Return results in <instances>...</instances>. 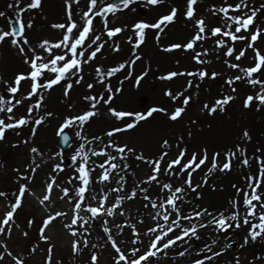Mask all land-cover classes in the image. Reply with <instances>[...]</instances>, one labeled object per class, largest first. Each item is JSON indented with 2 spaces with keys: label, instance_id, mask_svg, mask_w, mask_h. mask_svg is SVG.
Listing matches in <instances>:
<instances>
[{
  "label": "snow or ice",
  "instance_id": "1",
  "mask_svg": "<svg viewBox=\"0 0 264 264\" xmlns=\"http://www.w3.org/2000/svg\"><path fill=\"white\" fill-rule=\"evenodd\" d=\"M79 2L80 0H65L66 23H55L52 25L53 28L63 30L62 38L55 43L47 39L43 40L37 45L41 51H37L36 47L31 46L28 37L25 35L26 28L32 27L31 21L27 24L20 22L19 30L11 26H9L8 30L0 28V44L5 43L6 38H11L7 42L18 50L19 54L23 57L24 63L29 66L28 72L16 74L11 82L2 81L6 85L5 90L10 96L6 98L0 94V113L5 114V116L0 117V141L5 140L6 130L29 125L31 112L43 105V92L51 90L54 85L65 81L63 95L68 97L73 88V82L70 80V77H75L74 83L77 85L84 81V76L82 75L84 65L94 60L106 43V41H102L101 35L95 31V18L100 17L104 25V31L108 38L111 39L122 31H125L126 26L109 28L108 14L115 15L117 12L130 9L138 0H119V3H106L105 0H86V9H81V22L77 23L73 19L72 4H79ZM164 2L165 0H144V6L156 7ZM20 4L21 0H14V3L7 4V8H15L18 12L38 9L42 7V0H30L25 8H21ZM197 4L198 0H186V11L184 12V16L188 20L193 21L196 27L195 33L186 42L172 43L162 48L164 52H172L178 49H183L186 52L191 51V59L202 66L194 71L170 70L159 76V79L164 81H171L178 76L192 78L186 82L184 89L179 92H174L171 89L165 91L164 94L172 101L179 102L177 106L171 110L163 106H153L144 112L109 108L108 111L116 119H130L126 120L123 126L114 127L107 131L104 134L108 137L107 142L101 136H92L89 139L84 134V127L98 114V105L101 102L110 104L114 98L113 93L121 91V89H113L110 85H106V91L109 94L106 98L103 93L85 95L83 99L89 102V107L81 113L66 117L59 124L57 136L63 138V143L68 144L70 141V136L66 134V129L74 126L79 129L75 132V136L82 142L69 157L73 172L66 183L67 185H71V187L58 184L57 177L49 174V178L45 181L42 195L37 197L39 204L49 210V214L43 219L42 226L39 229L41 240L48 241L51 239L45 235V230L51 222L59 217L68 215L65 212L53 211L51 209L54 186L59 188L60 193H62V195H59V198L67 199L72 205L73 215L71 221L65 224L64 227L68 229L74 238L71 244L73 254H78L83 248L89 246L88 236L91 234L90 228L93 220L101 217L123 216L125 214L122 210L123 202L125 200L136 199L140 194H143V199L148 201L145 207L150 206L155 210L153 213H150L154 225L143 233L144 236H148L149 243L142 250L141 246L144 245L142 234L135 224H130L128 226L132 229L133 239L131 240V244L133 247L129 250L123 249L118 240L112 235L111 229L107 227L108 220L104 219L102 221L104 225L103 231L107 236V242H110L111 248L115 252L113 264H153V258H158V254L167 255L166 250L176 246L177 242L188 243L192 238L199 240L201 238L199 229H206L210 225H215V230L225 233L231 229H241L247 226V234L243 238L241 247L256 241L258 237L264 239V145L257 147L252 156L247 154V148L242 143H236L231 149L223 151L213 150L210 154L207 145L190 148L184 142V136L181 134L177 137L175 145L170 143L168 139H163L160 153L155 157H146L143 153L136 154L135 148L129 146L127 143L119 144L112 139L115 134L135 129L141 121L148 120L156 113L166 115L168 120L172 122H178L192 101V95L186 94L187 90L193 87L199 88L200 83L206 78L215 79L221 75V73L216 71L209 73L207 68L203 67L211 63L208 59L210 51L218 52L221 48L225 49L224 55L227 57H233L235 53L236 61H240L241 58L245 57L249 48L253 50L254 56L252 59L254 63L251 66L241 67L239 63H232L230 60L224 61L230 69H238L241 73L240 75L229 76L225 80V83L231 88L233 93L237 91L234 85L238 81H244L257 89L254 94L245 96L242 101V107L244 109H254L257 112L264 110V53L256 47L258 39L264 38V27L255 24L257 14L261 10H264V4H261L257 8L253 7L249 0H237L234 4L224 0L222 6L211 9L212 15L220 16V22L211 27L202 16H195L196 9L194 6ZM178 11V7L173 6L168 13L159 16L155 22H135L132 28L137 39L133 41L132 37H129V42L133 45L132 56L134 58L120 63L106 72L102 71L100 67H96L95 73L101 77L97 83L103 84L104 78L113 76L125 69L126 66L134 65L139 61L141 56L136 52V49H139L144 43L146 30L156 29L159 33H162L169 24L175 22ZM5 16L6 13L0 11V17ZM242 32L248 33V35H243L241 34ZM209 37H217L214 41L215 47L211 50L203 48L197 51L198 42L204 41ZM225 37L228 40L224 39ZM157 40H159V35H157ZM229 40L231 44H229ZM237 41H247V43L244 47L237 50L235 48ZM88 49L90 51H86ZM113 50L119 51V44H114ZM147 74V71H144L135 77L134 83L137 87H139ZM130 76L131 73H128L125 79H128ZM24 80H30V90L26 94L21 92L18 98L16 94L20 92L21 82ZM86 87L91 90L94 88V84L87 83ZM33 97H36V101L29 104L28 115L17 118L14 112L17 106L21 105L24 100H31ZM235 99L236 97L231 94H222L212 104L205 102L201 110L206 111L209 115H214L217 111L223 113L226 111V106ZM45 115L52 116L53 114L47 112ZM43 121L44 117H41L35 119L33 123L39 126ZM31 135H36V127H32ZM188 136L189 138L192 137L191 131L188 132ZM240 140L244 142L252 140L248 129L242 130ZM97 141L103 146H90ZM174 147L175 154L173 155L172 150ZM30 152L36 154V156L43 155L35 146L30 148ZM129 154H135L136 160L148 164L151 172L146 178L137 182L130 190L125 191L126 179L121 173L126 172L131 166L128 163L121 162L126 161ZM56 157H59L61 162L55 163L52 166V171L54 173L63 172L65 169L63 153L57 152L56 156L49 157V159H55ZM93 157H102L103 159H93ZM234 162L249 169L253 167V162H255L257 170L244 175L245 184L243 187L237 184L232 185L236 189V193L229 200L231 206L229 210L230 214L225 215L224 211H209L207 208L199 209L198 206L193 208L191 213L185 214L181 205L184 203L188 193H196L197 199L202 198L203 193L199 192L198 189L207 184L208 175L217 171L220 173L231 172ZM39 168L40 164L36 162L34 156L28 165V172H21L20 169L15 170L18 174L17 179L23 180L25 183L18 185L16 193L13 194L14 199L7 203L5 213L0 217V235L7 234L10 236L12 226L19 227L14 217L22 207L26 193L35 195L30 188V183L35 179V173ZM97 169L100 170L98 173ZM201 169H206L205 176L201 183L194 184L193 174ZM94 173L96 174L94 175ZM161 175L169 177V180L161 182L159 179ZM173 177L179 182L174 183ZM113 181L116 186L107 187ZM153 183L158 184L161 192L165 193V195L153 199L149 195V189L141 187L142 184L151 185ZM95 184L102 187L97 190L92 187ZM106 187L107 190H105ZM212 187L214 188V186ZM109 192L124 193V195H115L110 199ZM241 193H243L242 200L240 198ZM8 195L6 191H0V198H4L6 201L8 200ZM89 201H96V203L93 205ZM241 207L244 209L243 215L240 212ZM82 212L88 215H81ZM205 217L209 219L205 220ZM196 219L199 220L198 224L191 223ZM253 219L258 220V223H253ZM182 221H189V226H185ZM32 223L33 221L29 220L28 226L31 227ZM139 223H143V220L139 221ZM115 227L122 232L124 225L117 224ZM85 233L88 235H85ZM172 233H175V235H170ZM23 235L27 236L28 233L24 232ZM216 242V240L212 241L213 244ZM0 246L4 248V253L8 256L13 255L2 241H0ZM92 247L98 248L101 245L93 244ZM32 251L35 252L36 248L34 247ZM201 251L205 253L203 258L195 259L192 264H205V261L211 264L216 257L222 255L221 251H214L207 244ZM186 252L187 249L178 252L177 255L184 256ZM4 253H0V260L4 259ZM52 253L53 247H49L45 257V264H53ZM207 253L211 254L208 255ZM13 259L16 261V264H24L22 260L16 257H13ZM255 259H259L261 264H264V258L256 257ZM90 261L91 264H98L96 252L91 254ZM235 264H241L239 258H235Z\"/></svg>",
  "mask_w": 264,
  "mask_h": 264
},
{
  "label": "rangeland",
  "instance_id": "2",
  "mask_svg": "<svg viewBox=\"0 0 264 264\" xmlns=\"http://www.w3.org/2000/svg\"><path fill=\"white\" fill-rule=\"evenodd\" d=\"M28 2H30V0H21L20 7L25 8ZM139 2L143 3L142 5H139L138 8L140 7L139 9L144 10L143 16H145L149 7L146 8L144 6V0H139ZM227 2L234 4L237 0H227ZM249 2L253 7L257 8L261 4H264V0H249ZM10 3H14V0ZM79 3L82 4V2ZM223 4L224 0H198V4L194 6L196 9L195 16H202L210 27L214 26L220 22V16L212 15L211 9L213 7L218 8ZM76 5V3L72 4L73 19L77 23H80L82 6L80 5V9L78 6L77 9ZM173 6H176L179 9L177 18L174 23L169 24L166 28L171 31V35H179V38L177 40L169 39L165 46H169L172 43L186 42V40L196 31L193 21L188 20L184 16V12L186 11V0H165L163 4L156 6V9L158 10V8L162 7L161 14H166ZM4 7L6 8L4 9ZM63 10L64 12H62ZM2 11L6 13V16L2 17V20L5 23V30L9 29L10 21L12 20H17L19 23L23 22L25 24L30 21L32 22V27L26 28L25 35L28 37L31 32V36H33V38L28 37V39L30 45L36 47L37 51H41L37 45L43 40L47 39L50 42L55 43L62 38L63 30L53 28L52 25L55 23H66L67 15L65 0H42L41 8L22 12H18L15 8L9 9L6 4H3ZM220 15L222 16V14ZM143 16L137 12L135 14L136 21L142 20ZM255 24L257 26L264 27V10H261L257 14ZM99 26L100 28H98ZM108 27L113 28L118 27V25L113 24L112 22L110 23L109 21ZM94 28L96 33L101 35L102 41H106V43L102 51L97 54V57L88 64L84 65V71L82 73L84 81L77 85L74 83L75 77H70V80L73 82V88L68 97L63 95L65 81H61L60 84L54 85L51 90L43 92V105L39 109H34L31 112L29 125L21 126L17 129L6 130L5 140L0 141V162L1 160H4L6 156H15L21 149H27L30 151V148L35 146L38 149L44 150L51 146L49 148H52L55 153H63V163L65 164V160L70 157L74 149L82 141L75 136V132L79 130L78 127L74 126L70 129H66V132L71 136L72 144L68 150L63 152L59 149L56 143L57 129L59 124L66 117L81 113L89 107V102L83 99L85 95H97L103 93L106 98L109 95L106 91V85H110L113 89H121V91L113 93L114 98L110 104H104L101 102L98 105V114L84 127V134H86L89 139H91L92 136H101L104 141L107 142L108 137L104 134L114 127L123 126L125 121L130 119H116L108 111L109 108L133 112H144L153 106H163L171 110L177 106L179 102L172 101L164 94L165 91L167 89H171L174 92H179L184 89L186 82L192 78L188 76H178L171 81H164L160 80L159 76L170 70L194 71L202 67L191 59V51L186 52L183 49H178L169 52V55L167 54L166 58L162 61L154 62L156 64L151 68H147L146 63L145 65L141 64V66V61L139 60L134 65L126 66L125 69L113 76L104 78L103 84L97 83L101 77L96 75V67H100L102 71L106 72L110 68L134 58L132 56L133 45L122 46V44L124 42H129V37H132L133 41H135L137 37L134 35V31L125 30L109 39L104 31V25L101 22L100 17L95 18ZM52 31L54 34H52ZM241 34L248 35V33L244 32ZM171 35L169 37H173ZM216 39L217 37H209L204 41L198 42L197 51H200L203 48L210 50L213 49L215 47L214 41ZM224 39L228 40L227 37ZM246 43L247 41H237L235 43V48L239 50L244 47ZM114 44H119V51L113 50ZM229 44H231L230 40ZM25 47L27 48V46ZM93 47H95V45H93ZM256 47L264 53V38L258 39ZM86 51H90V49ZM136 52L139 54L137 49ZM224 52V48L219 49L218 52L210 51L208 59L211 63L204 65L203 67H206L209 73L216 71L221 73V75L215 79L206 78L200 83L199 88L193 87L187 90L186 94L192 95V101L178 122H172L168 120L166 115L156 113L148 120L141 121L135 129L115 134L112 139L117 141L119 144L127 143L129 146L135 148L136 154L143 153L146 157H155L160 153L163 139H168L170 143L175 145L177 137L181 134L184 136V142L190 148H198L207 145L211 154L213 150L223 151L225 149H231L236 143H242L247 148V154L252 156L255 149L262 146L261 144L264 143V110L257 112L254 109H244L242 107V101L245 96L248 94H254L257 89L253 88L244 81H238L234 85V87L237 88V91L233 93L231 88L225 83V80L229 76L240 75L241 73L238 69H230L224 61L230 60L232 63H239L241 67L251 66L254 63L252 59L254 52L249 48L245 57L241 58L240 61L235 60V53L233 57H227L224 55ZM151 53L153 52H150V56ZM45 55L47 54L45 53ZM20 58V63L23 65L21 71L26 73L29 71V66L24 63L21 55ZM144 71H147L148 74L141 81L139 87H137L134 83L135 77L142 74ZM128 73H131V76L128 79H125V76ZM30 83V80L23 81L22 93L26 94L30 90ZM87 83H93L94 88L89 90L86 87ZM0 94L4 95L6 98L10 96L1 92ZM222 94H231L236 97L234 101L230 102V104L226 106L225 112L221 113L217 111L216 114L209 115L206 111L201 110L205 102L212 104L214 100L219 98ZM142 99H146L145 104L142 103ZM35 101L36 97H33L31 100H24V102L17 106L14 110L15 116L19 118L20 116L28 115V106ZM47 112H51L53 115L46 116L45 114ZM3 116H5V114L0 113V117ZM41 117H44L43 123L39 126L34 125L33 121ZM32 127H36L35 136L31 135ZM243 129L249 130L252 136V140L250 142L240 140V135ZM189 131L192 132L191 138L188 136ZM25 141H27V143H25ZM249 144H252V146L249 147ZM90 146L102 147L103 145H100L97 141ZM16 149L18 151H16ZM109 151H111V149H109ZM172 153L173 155L175 154V147L173 148ZM55 162H61L60 158L56 157ZM121 163H128L131 166L130 169L132 172H130V178L126 176L127 171L121 173V175H124L127 179L126 182H128V190H130L137 182L146 178V176L151 172L148 164L135 159V154H129L127 160L122 161ZM140 166H145L143 171ZM256 170L257 165L255 162H253V167L251 169L242 167L239 163L234 162V167L231 172L220 173L217 171L211 173L208 175L207 184L198 189L199 192L203 193V197L197 199L196 193L189 192L184 203L181 205L182 210L185 214H189L193 208L198 206L199 209L207 208L209 211L213 212L224 211L225 215H228L230 211L227 212L224 207L229 205L227 202H229V200L236 193V189L233 188L232 185L237 184L243 187L245 184L244 175L248 172H255ZM205 173L206 169H201L195 172L193 174V183H201ZM5 177L6 174H4V179L0 178V190L6 191L9 194L8 196H11L14 194L15 189L11 185V180ZM159 179L161 182H165L169 180V177L161 175ZM129 180L131 181L129 182ZM172 180L174 183L179 182L175 177H173ZM212 186H214V188ZM94 187L99 188L102 186L95 184ZM141 187H147L149 189V195L153 199H156L158 196L165 195V193L161 192L160 186L156 183L151 185L142 184ZM115 195H124V193H112V198ZM242 197L243 193L240 194L241 200ZM5 201L6 200L4 198H0V209H2L1 205L4 204ZM130 201L131 203L129 207H126L125 205L126 200L123 202L122 210L125 215H129L128 225L135 224L137 229L142 234L144 245H142L141 248L143 250V247L147 246L149 243L148 236H144L143 233H145L149 227L154 225V221L150 213H153L155 210H153L150 206L145 207V205L148 204V201L143 199V194L138 195L136 199ZM5 208H3V210ZM126 208H128V210H126ZM2 213L3 211L0 213V217ZM37 216H39V211H32L28 208V203H23V206L18 210V213L14 218L19 220L17 223L23 221L25 222V220H32L33 223L31 227L25 225V223H21L19 227L15 228L13 232L14 236L12 234V237L9 236V238H4L5 243L8 244V248H11L15 257L22 260L24 264H29L28 260L33 253L32 249L38 241L37 234L38 230L42 226V223L36 220L35 217ZM119 217L126 220L123 216ZM104 219L106 218L101 217L93 220L92 222L96 227L97 235H99L103 241L107 242V236L103 231L104 225L102 221ZM114 219L117 220V217ZM207 219L209 218L205 217V220ZM141 220H143V223H139ZM182 223L185 226H189L190 222L182 221ZM191 223L198 224L199 220H193ZM254 223H258V220ZM126 225L127 224L124 223V229ZM107 227H109L108 224ZM109 228L111 229V227ZM129 228L132 232L131 227ZM28 229L31 232L29 236L23 235L24 232L28 231ZM47 229L45 232H47ZM231 230L227 233L220 232L215 230V225H210L206 229H199L201 237L199 240L192 238L188 243L177 242L176 246H185L178 252L187 249V253L185 254L187 256L185 258L184 256L177 255L178 252L176 251V254H171V259H169V261L167 260V263H161L160 259L153 258V264H184L185 260L186 264H192L195 259L203 258L205 253L201 250L204 249L206 244L210 245L214 251L222 252V255L216 257L211 264H235V258H239L241 264H261L260 260L255 258H264V239L258 237L256 241L250 242L240 249L238 243L228 236V233H230ZM239 234V237L241 236V238H239L241 242L239 241V243L242 245L243 238L247 234V226L241 229ZM170 235H175V233ZM213 240H216L217 242L213 244ZM71 244L72 243L69 242L66 244L68 250L71 249ZM106 244H110V242H107ZM176 246L168 250L172 252L171 249L174 250ZM93 252L95 251H92V253ZM189 253H191L190 256ZM207 254L210 255L211 253ZM97 255L100 256L98 253ZM100 260V262H103L102 257ZM54 264H62V260H56L54 261ZM205 264H209V262L205 261Z\"/></svg>",
  "mask_w": 264,
  "mask_h": 264
},
{
  "label": "bare ground",
  "instance_id": "3",
  "mask_svg": "<svg viewBox=\"0 0 264 264\" xmlns=\"http://www.w3.org/2000/svg\"><path fill=\"white\" fill-rule=\"evenodd\" d=\"M11 1L12 0H0V11H2L3 4L7 5ZM80 2H82V4L81 3L77 4L76 5L77 9H78V6L80 9V5L82 6L81 9L82 8L85 9L86 8V0H80ZM105 2L108 3V2H110V0H105ZM140 4L141 3L138 0V2L135 4V7L133 6L132 8L126 9L125 11H122V12H119L116 15L108 14V20L110 22H112L113 24L118 25V27L126 26V30H129L132 23L137 22L136 17H134L135 14H132L131 11L134 10L136 12V7H138ZM54 7H57V6H54ZM5 8L6 7H4V9ZM57 10H59V9H57ZM62 12H64V10ZM155 12H156V14H160V16L163 15V14H161L162 7L158 8V10H155ZM15 21L18 22L17 20H15ZM18 24L20 25L19 22H18ZM0 28H2V29L5 28V23L2 20V17H0ZM98 28H100V26ZM52 34H54L53 31H52ZM157 35H159V40H157ZM170 35H171V31L167 30V28L162 33H159L158 30H156V29L146 30V39L147 40H145L144 43L140 46V48L137 49V51L139 52V55L141 56L140 65L141 64L145 65V63H146L147 68L148 67L151 68L152 66H154L156 64L154 62H160L164 58H166V55L169 52L162 51V48L166 47L165 44L167 43V41L169 39L177 40L179 38V35H171L173 37H169ZM28 37L33 38V36H31V32L29 33ZM10 39L11 38H6V42L0 44V78H2V80H0V92L7 94V95H10V94L6 92V90H5L6 85L2 81L6 80V81L11 82L13 77L16 74L23 73V71H21L23 68V65H22V63H20V60H21L20 54L15 47L11 46V44L7 42V40H10ZM125 45L131 46L132 43L124 42L122 44V46H125ZM140 50H141V52H140ZM150 52H153V53H151V56H150ZM22 89H23V81L21 82L20 92H18L16 94L18 98L20 97V93L22 92ZM71 144H72V142H71ZM71 144H70V146H71ZM261 145H264V143H262ZM251 146H252V144H249V147H251ZM49 147H51V146H49ZM49 147L44 149V150L39 149L41 151V153L43 154L42 156H36V154L31 153L27 149H21L19 151L16 149V151H18V153L15 156H6L4 158V160H1V162H0V178L4 179V174H6L5 178H8L9 180H11V185L15 189L14 193H16L18 185L20 183H25V181L17 179L18 174L15 170L20 169L21 172H25V173L28 172V165L31 163V159L35 156L36 162L40 164V168L35 173V179H33L30 183V188L35 193V195L26 193V195L23 199V203H28V208H30L32 211H35V210L39 211V216H37L35 218H36V220L40 221V223H42L43 219L49 214V210L46 209L43 205L39 204L37 197L42 195L43 190H44V186H45V181L49 178V174L55 175L57 177V183L58 184H60L62 186L71 187V185H67L66 181L72 175V172H73L72 167L69 165L71 163L69 158L67 160H65V164H64L65 169L63 172L54 173L52 171V166L56 162H55V159H49V157L56 156V153L52 148H49ZM93 159H103V158L102 157H99V158L93 157ZM140 167L142 168V171H143L145 166H140ZM99 171L100 170L97 169V173ZM126 171H127L126 176L128 178H130L129 176H130V172H132V170L128 169ZM95 174L96 173H94V175ZM130 181L131 180H129V182ZM74 183H76V182L74 181ZM127 185H128V182H126V184H125V191H128V189H129ZM115 186H116L115 182L113 181L107 187H115ZM92 187H94V185ZM107 187L105 188V190H107ZM100 188L101 187L96 188V189L99 190ZM59 195H62V193H60V189L56 188L54 186L51 209L53 211L65 212L68 215L59 217L56 220H54L53 222H51V224L49 225V227L47 229V232H45V235H47L51 238L50 240H48V241L41 240L40 239V233L38 230V234H37V236H38L37 240L38 241H37L36 245L34 246L36 248V251L31 254V257L28 260L29 264H45V257H46L47 249L49 247H53V253H52L53 264H54V261L59 260V259L62 260V264H91L90 257H91L92 251H95L96 253H98L103 259V262H100L101 257L98 256V259H99L98 264H113V257L115 256V252L111 248V244H106V242L103 241L99 235H97L96 227H95V225H93V222H91V224H92V226L90 228L91 234L88 236L89 246L87 248H83L82 251L78 254H73L72 248L70 250L67 249L66 244L68 242L72 243V240L74 239L71 236V234L69 233L68 229L64 227L65 224H68L71 221V218L73 215L72 205L67 199H60ZM111 195H112V193L109 192V198L110 199H112ZM8 198L9 199L7 201H5L4 204L1 205L2 209H0V213L3 211L1 217L5 213V209H6L5 207H6L7 203L14 199V195L12 194L11 196H8ZM89 202L92 203L93 205H95V203H96V201H89ZM130 203H131L130 200H126V204H125L126 207H129ZM227 204H229V202H227ZM3 208H5V209L3 210ZM224 208L227 210V212H229L231 206L229 204L227 207H224ZM126 210H128V208H126ZM240 212H241V215H243L244 209L242 207L240 208ZM228 214H230V213H228ZM81 215H88V214L82 212ZM119 216L120 215H116L113 217H105V218L108 220V225L112 229V231H111L112 235L118 240L120 246L125 250H129L133 247V245L131 244V240L133 239L132 232H131L130 228L128 227V224H129V222H128L129 217L128 216L129 215H125V214L123 215V217L126 218V220L123 219L122 217H119ZM115 217H117V220L114 219ZM15 220H16V224H18V225H20L21 223H25V225H28V221H29V220H25V222L23 221V222L17 223L19 220L18 219H15ZM252 222L253 223L256 222V219H253ZM121 223L123 225H124V223L127 224L125 226V229L123 228L124 230L122 232H120L115 227V225H117V224L122 225ZM15 228H16V226L13 225L11 235H10L11 237H12V234L14 236L13 232H14ZM243 228H241V229H243ZM29 229H31V228H29ZM29 229L27 231V233H28L27 236H29V234L31 233ZM241 229H237V230L232 229L230 231V233H228V236H230V238L232 240H234L238 243V246L240 247V249H241V243H239V241H240L239 238H241V236L239 237V235H240L239 233H240ZM85 235H88V234L85 233ZM4 238H9V235H7V234L0 235V241H2L4 244H6L4 241ZM93 244L101 245V247L93 248L92 247ZM6 245L8 248V244H6ZM183 247H185V246H176L174 248V250L171 249L172 252L170 250H166L167 255L158 254V259H160L161 263H167L169 261V259H171V254H176ZM8 250L11 251V248L10 249L8 248ZM263 250H264V247H263ZM182 251H184V250H182ZM241 252H242V250H241ZM0 253H4V248L2 246H0ZM12 254H13V252H12ZM190 254L191 253H189V256H190ZM186 256L187 255H184V258ZM13 257H15L14 254L12 256H8L6 253H4V259L0 260V264H16V261L13 259ZM54 258H55V260H54ZM173 258H174V256H173ZM184 264H186V260H185Z\"/></svg>",
  "mask_w": 264,
  "mask_h": 264
},
{
  "label": "water",
  "instance_id": "4",
  "mask_svg": "<svg viewBox=\"0 0 264 264\" xmlns=\"http://www.w3.org/2000/svg\"><path fill=\"white\" fill-rule=\"evenodd\" d=\"M13 28L19 30L17 25H15V24H13ZM57 143L60 146L61 150L65 151L69 147L71 140L69 141L68 144H65V143H63V138L58 136Z\"/></svg>",
  "mask_w": 264,
  "mask_h": 264
}]
</instances>
